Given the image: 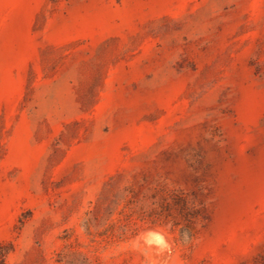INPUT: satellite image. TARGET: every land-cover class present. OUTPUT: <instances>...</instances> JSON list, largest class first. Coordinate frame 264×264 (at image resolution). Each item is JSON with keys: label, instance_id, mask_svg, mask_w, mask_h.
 <instances>
[{"label": "rangeland", "instance_id": "1", "mask_svg": "<svg viewBox=\"0 0 264 264\" xmlns=\"http://www.w3.org/2000/svg\"><path fill=\"white\" fill-rule=\"evenodd\" d=\"M0 264H264V0H0Z\"/></svg>", "mask_w": 264, "mask_h": 264}]
</instances>
